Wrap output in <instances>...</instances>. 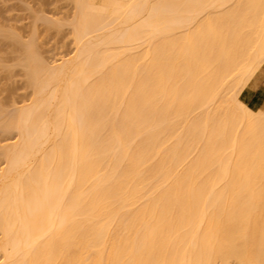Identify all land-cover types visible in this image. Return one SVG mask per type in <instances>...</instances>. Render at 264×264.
Returning a JSON list of instances; mask_svg holds the SVG:
<instances>
[{"label": "bare ground", "instance_id": "obj_1", "mask_svg": "<svg viewBox=\"0 0 264 264\" xmlns=\"http://www.w3.org/2000/svg\"><path fill=\"white\" fill-rule=\"evenodd\" d=\"M70 3V53L9 47L0 264H264V0Z\"/></svg>", "mask_w": 264, "mask_h": 264}, {"label": "rangeland", "instance_id": "obj_2", "mask_svg": "<svg viewBox=\"0 0 264 264\" xmlns=\"http://www.w3.org/2000/svg\"><path fill=\"white\" fill-rule=\"evenodd\" d=\"M70 2L71 0H0V103L4 109L10 111L12 106L8 104L13 99L22 103L31 94V88L24 83L26 80L23 69L18 65L19 55L22 53L9 48L12 47L13 36L19 35L18 38L23 39L20 41L27 45L29 41L35 40L38 55L51 63L65 56L73 49L70 27L66 25L73 15V4ZM47 19L52 20V23H48ZM7 32L10 33L9 36ZM12 33L14 34L10 37ZM4 137L5 135L0 134V145L4 143Z\"/></svg>", "mask_w": 264, "mask_h": 264}, {"label": "crops", "instance_id": "obj_3", "mask_svg": "<svg viewBox=\"0 0 264 264\" xmlns=\"http://www.w3.org/2000/svg\"><path fill=\"white\" fill-rule=\"evenodd\" d=\"M256 92H258V93H256ZM242 94L245 95V96L242 95V97H244L243 99L245 101H247V103L249 102L248 104L254 105L252 107L260 108V109L264 108V64L261 67V69L257 72L256 76L250 81L247 88L243 91ZM255 94H257V95H255ZM245 98H247V99H245ZM255 98L256 99L258 98V99L256 100Z\"/></svg>", "mask_w": 264, "mask_h": 264}]
</instances>
